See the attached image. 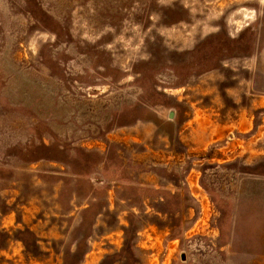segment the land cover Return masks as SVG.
<instances>
[{
	"label": "rangeland",
	"instance_id": "obj_1",
	"mask_svg": "<svg viewBox=\"0 0 264 264\" xmlns=\"http://www.w3.org/2000/svg\"><path fill=\"white\" fill-rule=\"evenodd\" d=\"M0 264H264V0H0Z\"/></svg>",
	"mask_w": 264,
	"mask_h": 264
}]
</instances>
